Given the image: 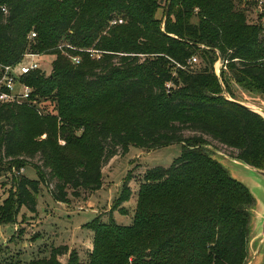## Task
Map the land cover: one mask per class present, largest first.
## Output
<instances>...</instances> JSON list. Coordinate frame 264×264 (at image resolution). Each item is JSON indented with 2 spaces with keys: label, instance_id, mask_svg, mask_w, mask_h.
Returning a JSON list of instances; mask_svg holds the SVG:
<instances>
[{
  "label": "trees",
  "instance_id": "obj_1",
  "mask_svg": "<svg viewBox=\"0 0 264 264\" xmlns=\"http://www.w3.org/2000/svg\"><path fill=\"white\" fill-rule=\"evenodd\" d=\"M64 40L83 54L80 63L61 53ZM92 46L100 58L85 51ZM27 52L57 55L51 74L26 78L36 95L52 97L55 113L0 103V175L6 164L38 174L14 175L0 224L16 223L22 207L36 212L42 185L62 203L100 189L104 165L130 146H183L170 166L147 169L131 224L99 215L88 225L87 263L62 244L29 264H248L255 196L207 146L216 141L264 169V117L223 93L237 99L232 78L264 91V24L249 22L236 0H0V61ZM130 181L114 207L132 197Z\"/></svg>",
  "mask_w": 264,
  "mask_h": 264
},
{
  "label": "rangeland",
  "instance_id": "obj_2",
  "mask_svg": "<svg viewBox=\"0 0 264 264\" xmlns=\"http://www.w3.org/2000/svg\"><path fill=\"white\" fill-rule=\"evenodd\" d=\"M236 3L237 8L245 9L249 22L264 24V13L256 12L258 0H246V3L236 0ZM164 5L165 1H163ZM164 15L165 7H161L157 11V17L163 19ZM74 48L65 40L59 44V50L62 54L70 59L79 57L81 61L83 54L76 52L78 50ZM85 51L91 57L96 58H100L103 53V51L95 49L94 46L85 49ZM56 56L52 53L40 54L41 70L45 71L46 75L52 73V63ZM193 63L199 67L202 61L199 58ZM172 68L175 71L177 69V67ZM214 69L219 76L223 72L228 73L224 63L220 62L219 59L215 62ZM231 84L237 99L264 110V91L243 86L233 78ZM55 103L52 97H42L38 94L36 101L31 105L38 114L46 116L55 113ZM210 141L211 145L207 146L209 153L218 158L229 169L233 177L245 183L254 192L256 203L249 234L248 264H264V243L262 241L264 177L252 168L245 167L235 161L233 155L236 152L234 149L223 146L216 141ZM60 143L65 144V141L60 139ZM182 149L181 143L157 149L130 146L126 153H118L104 165L103 184L100 189L95 191L81 190L79 196L70 195L68 203L56 201L48 187L42 185L37 194L36 212L32 213L26 207H22L16 223L0 224V264H18L19 262L20 264H29L36 259L49 258L52 248L62 244L77 249L81 261L87 263L89 253L93 248L94 238V231L88 228V225L99 215L106 222L110 218H114L118 224H131L137 204V191L147 169L156 166H170L180 156ZM33 162L41 164L39 156ZM8 167L9 164H6L2 168L6 170H2L0 175V205L10 196V192L16 189L14 187V175L19 176L15 174L14 169L10 170ZM24 169L25 172L22 175L33 179L38 178L37 171L33 167L28 166ZM128 176L131 177L132 197L122 205L114 207ZM60 259L66 263L68 255H62Z\"/></svg>",
  "mask_w": 264,
  "mask_h": 264
},
{
  "label": "built area",
  "instance_id": "obj_3",
  "mask_svg": "<svg viewBox=\"0 0 264 264\" xmlns=\"http://www.w3.org/2000/svg\"><path fill=\"white\" fill-rule=\"evenodd\" d=\"M257 13H264V0H258ZM123 23V19H114L111 24ZM36 32H32L30 38H35ZM40 53L27 52L23 58L13 64H6L0 61V103L22 104L33 103L37 99L35 88L26 82V78L35 70L41 69L39 62ZM73 62L80 63L79 57L72 58ZM198 61L193 57L191 62ZM170 88V84H167ZM24 172L22 167L16 171L21 175Z\"/></svg>",
  "mask_w": 264,
  "mask_h": 264
},
{
  "label": "water",
  "instance_id": "obj_4",
  "mask_svg": "<svg viewBox=\"0 0 264 264\" xmlns=\"http://www.w3.org/2000/svg\"><path fill=\"white\" fill-rule=\"evenodd\" d=\"M219 60H220V62L223 63L222 58H220ZM223 93H224V96L227 99H231L232 101H235V102H237V103H239V104H241V105H243V106H245V107H247V108H249V109L257 112V113H259L260 115H262L264 117V110L263 109L257 108V107H255L253 105H250V104L246 103V102L240 101L239 99L232 98L231 95H230V93L228 92V90L225 88V86L223 87ZM234 160L237 161L238 163H240L241 165L245 166V167L252 168L256 173H259V174H261V176L264 177V169H260V168H257V167H253V166L248 165V164H246V163H244L241 160H238L236 158ZM252 193L254 194V192H252ZM262 241L264 243V216H263V234H262Z\"/></svg>",
  "mask_w": 264,
  "mask_h": 264
},
{
  "label": "crops",
  "instance_id": "obj_5",
  "mask_svg": "<svg viewBox=\"0 0 264 264\" xmlns=\"http://www.w3.org/2000/svg\"><path fill=\"white\" fill-rule=\"evenodd\" d=\"M25 170V169H24ZM25 172V171H24ZM15 226H16V224H15ZM16 230H17V226H16ZM93 245V244H92ZM71 247V246H70ZM92 247V246H91ZM72 248V247H71ZM59 259H60V257H59ZM61 261L63 260V259H60ZM62 262H64V261H62ZM65 263V262H64Z\"/></svg>",
  "mask_w": 264,
  "mask_h": 264
}]
</instances>
